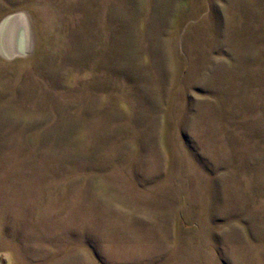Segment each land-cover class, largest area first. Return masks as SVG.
<instances>
[{"label":"rangeland","instance_id":"1","mask_svg":"<svg viewBox=\"0 0 264 264\" xmlns=\"http://www.w3.org/2000/svg\"><path fill=\"white\" fill-rule=\"evenodd\" d=\"M0 264H264V0H0Z\"/></svg>","mask_w":264,"mask_h":264},{"label":"water","instance_id":"2","mask_svg":"<svg viewBox=\"0 0 264 264\" xmlns=\"http://www.w3.org/2000/svg\"><path fill=\"white\" fill-rule=\"evenodd\" d=\"M24 42H25V38H24L23 32L20 31L18 35L17 51L19 52L24 51Z\"/></svg>","mask_w":264,"mask_h":264},{"label":"bare ground","instance_id":"3","mask_svg":"<svg viewBox=\"0 0 264 264\" xmlns=\"http://www.w3.org/2000/svg\"><path fill=\"white\" fill-rule=\"evenodd\" d=\"M16 14V16L18 15L19 17L20 16H22V14L21 15H19V14H17V13H15ZM14 15V14H13ZM15 16V15H14ZM10 17V16H9ZM22 20H25V18L22 16V17H20ZM23 33H24V31H23ZM25 48V47H24ZM17 52V51H16Z\"/></svg>","mask_w":264,"mask_h":264}]
</instances>
